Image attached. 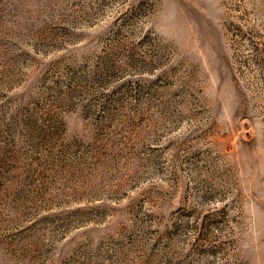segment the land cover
<instances>
[{
	"label": "rangeland",
	"instance_id": "obj_1",
	"mask_svg": "<svg viewBox=\"0 0 264 264\" xmlns=\"http://www.w3.org/2000/svg\"><path fill=\"white\" fill-rule=\"evenodd\" d=\"M0 264H264V0H0Z\"/></svg>",
	"mask_w": 264,
	"mask_h": 264
}]
</instances>
